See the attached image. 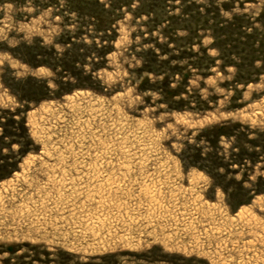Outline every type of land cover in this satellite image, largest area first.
<instances>
[{"label": "rangeland", "instance_id": "1", "mask_svg": "<svg viewBox=\"0 0 264 264\" xmlns=\"http://www.w3.org/2000/svg\"><path fill=\"white\" fill-rule=\"evenodd\" d=\"M0 264H264V0H0Z\"/></svg>", "mask_w": 264, "mask_h": 264}]
</instances>
